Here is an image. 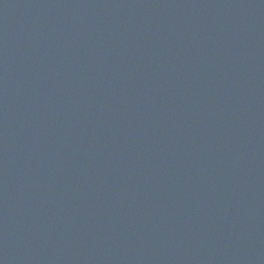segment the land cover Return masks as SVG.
I'll return each mask as SVG.
<instances>
[{
	"label": "water",
	"instance_id": "obj_1",
	"mask_svg": "<svg viewBox=\"0 0 264 264\" xmlns=\"http://www.w3.org/2000/svg\"><path fill=\"white\" fill-rule=\"evenodd\" d=\"M0 264H264V0H0Z\"/></svg>",
	"mask_w": 264,
	"mask_h": 264
}]
</instances>
